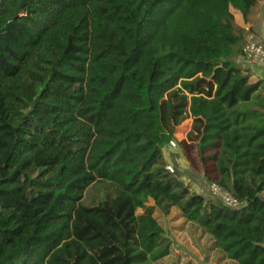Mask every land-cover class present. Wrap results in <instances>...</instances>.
Listing matches in <instances>:
<instances>
[{"label": "trees", "instance_id": "16d2710c", "mask_svg": "<svg viewBox=\"0 0 264 264\" xmlns=\"http://www.w3.org/2000/svg\"><path fill=\"white\" fill-rule=\"evenodd\" d=\"M258 0H0V264H158L177 209L234 264H264V82L235 59ZM211 156L207 201L163 148ZM96 183L118 189L99 206Z\"/></svg>", "mask_w": 264, "mask_h": 264}, {"label": "rangeland", "instance_id": "374dc122", "mask_svg": "<svg viewBox=\"0 0 264 264\" xmlns=\"http://www.w3.org/2000/svg\"><path fill=\"white\" fill-rule=\"evenodd\" d=\"M191 124L192 121L187 120L180 132L164 146V161L173 168V175L179 177L192 192L205 196L207 201H222L211 189L215 179V166L211 156H202L195 145L186 142ZM171 142L176 144L175 148L171 146ZM118 192L110 183H96L87 190L82 203L86 207L99 206L116 198ZM148 206L154 208V217L172 245L169 257L158 264H234L215 247L212 238L187 221L180 211L175 208L163 211L155 207L153 202Z\"/></svg>", "mask_w": 264, "mask_h": 264}, {"label": "crops", "instance_id": "0c3cea01", "mask_svg": "<svg viewBox=\"0 0 264 264\" xmlns=\"http://www.w3.org/2000/svg\"><path fill=\"white\" fill-rule=\"evenodd\" d=\"M231 13L234 16L235 25L243 30L244 34L249 31L260 36L264 31V0H258L247 20H245L243 15L237 10L231 9ZM235 62L247 71L252 81L264 82V70L262 68L250 65L243 60L242 56L237 57Z\"/></svg>", "mask_w": 264, "mask_h": 264}, {"label": "built area", "instance_id": "2783aa9c", "mask_svg": "<svg viewBox=\"0 0 264 264\" xmlns=\"http://www.w3.org/2000/svg\"><path fill=\"white\" fill-rule=\"evenodd\" d=\"M242 58L250 65L264 69V31L260 36L251 32H247L245 43L242 49ZM172 147H176L174 142L170 143ZM167 171L174 174L172 167L167 166ZM212 191L219 196L224 204L231 208H236L239 203L227 192L223 191L217 184L211 186Z\"/></svg>", "mask_w": 264, "mask_h": 264}]
</instances>
